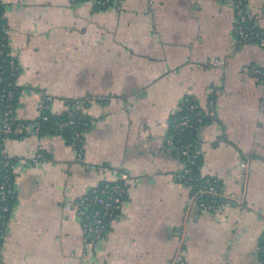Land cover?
<instances>
[{"label": "crops", "instance_id": "0c3cea01", "mask_svg": "<svg viewBox=\"0 0 264 264\" xmlns=\"http://www.w3.org/2000/svg\"><path fill=\"white\" fill-rule=\"evenodd\" d=\"M0 2L19 67L16 119L46 113L86 123L78 138L31 127L0 135L15 192L0 264H170L179 250L183 264H259L264 46L238 37L232 2ZM242 5L264 35V0ZM185 99L207 116L197 170L226 198L217 214L190 206L188 185L175 177L185 164L167 142ZM114 182L126 193L98 238L74 204Z\"/></svg>", "mask_w": 264, "mask_h": 264}, {"label": "built area", "instance_id": "2783aa9c", "mask_svg": "<svg viewBox=\"0 0 264 264\" xmlns=\"http://www.w3.org/2000/svg\"><path fill=\"white\" fill-rule=\"evenodd\" d=\"M76 2L77 0H71ZM234 6V13L237 18L236 31L238 37L244 41H255L260 46H264V35L258 30L255 17L247 14L243 10L242 0H229ZM114 0H93L92 5L104 7L113 4ZM2 52L0 51V55ZM218 62H214L217 64ZM0 133L4 136H23L31 127L39 132L40 126L49 123L57 130H72L74 138L80 135V129L86 125L84 121H74L69 116L67 119L50 120L48 116L41 114L38 120L27 123L16 119L14 104L16 101V87L9 78L16 77L19 71L16 60L9 55L0 58ZM254 74H262L256 68L250 70ZM42 109L47 108L43 104ZM185 112L176 115L171 120V139L167 142L184 162V168L175 175L176 179L185 182L189 191L188 204L195 206L202 212H213L215 214L222 211L226 198L218 189L215 181L201 176L192 171V166L199 151L193 140H184L183 135L193 134L198 129V124L203 122L201 113L197 110L198 105L190 99L183 102ZM44 159L41 154H37L35 160ZM14 164L7 156H2L0 160V243L3 227L6 222V214L9 213L8 201L14 198L12 184ZM126 193V186L123 182L103 183L87 192V194L75 202L74 207L82 220V225L86 233H95L98 238H102L107 229L106 220L117 215L120 210L122 200ZM259 264H264V232L261 236V243L258 248ZM170 264H183L180 250L172 257Z\"/></svg>", "mask_w": 264, "mask_h": 264}, {"label": "trees", "instance_id": "16d2710c", "mask_svg": "<svg viewBox=\"0 0 264 264\" xmlns=\"http://www.w3.org/2000/svg\"><path fill=\"white\" fill-rule=\"evenodd\" d=\"M81 1H93V0H77L75 3H79ZM113 0H110V2H112ZM114 1H118V0H114ZM112 4L110 3L109 5L107 6H104V7H100L98 5H94L93 7L94 8H97V9H104V8H107L109 6H111ZM2 12H3V5L1 4L0 2V51L2 52V54L0 55V58L1 57H7L9 58V48L7 46V43H6V36H5V33H4V29H5V23H4V19L2 17ZM2 65V67H5L3 64H0ZM14 79L15 77L13 78H9L7 81H11L13 84H14ZM15 95H17V89L15 90ZM15 105V104H14ZM201 115L203 116L204 114L201 112V110L198 108L197 109ZM185 112L184 108H183V104L181 106V111L177 114H183ZM43 115H46L49 117V119L52 121L54 119H67V115H64V116H60V117H51L50 115L46 114V113H42ZM207 116H204L203 117V122L198 124V128L204 124V122L206 121V118ZM46 131H54V132H58V133H64V134H67L69 135L70 137L73 136V131L72 130H57L56 128H54L53 126L49 125V123L45 124V125H42L40 126V129H39V134H42ZM198 131V129H197ZM197 131L195 130L193 132V134H184L183 135V138L184 140H193V142H195V145H196V150H198V142H197ZM1 136H4L3 134L0 133ZM16 137V136H15ZM19 137V136H18ZM198 159H199V154L197 155L196 157V160H195V164L192 166V171L193 172H197L198 173V170H197V165H198ZM12 201L13 199H10L8 201V205H9V211H10V208H11V205H12ZM8 216H9V213L6 214V218L4 220V222L7 221L8 219ZM108 220H106V223H107Z\"/></svg>", "mask_w": 264, "mask_h": 264}]
</instances>
